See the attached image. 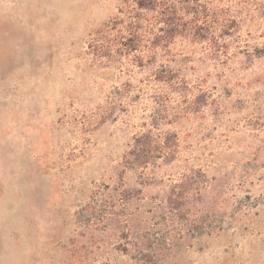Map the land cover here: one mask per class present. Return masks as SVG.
<instances>
[{"label": "rangeland", "instance_id": "374dc122", "mask_svg": "<svg viewBox=\"0 0 264 264\" xmlns=\"http://www.w3.org/2000/svg\"><path fill=\"white\" fill-rule=\"evenodd\" d=\"M128 5L0 0V264H264V0L171 52Z\"/></svg>", "mask_w": 264, "mask_h": 264}, {"label": "trees", "instance_id": "16d2710c", "mask_svg": "<svg viewBox=\"0 0 264 264\" xmlns=\"http://www.w3.org/2000/svg\"><path fill=\"white\" fill-rule=\"evenodd\" d=\"M125 1L129 8L119 24L130 36L129 46H137L149 38L150 46L159 52H171L179 44L202 45L212 50L217 46L215 39L223 38L236 22L222 16L239 15L235 0Z\"/></svg>", "mask_w": 264, "mask_h": 264}]
</instances>
